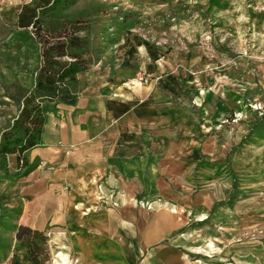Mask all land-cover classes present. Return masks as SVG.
Masks as SVG:
<instances>
[{"label":"rangeland","instance_id":"obj_1","mask_svg":"<svg viewBox=\"0 0 264 264\" xmlns=\"http://www.w3.org/2000/svg\"><path fill=\"white\" fill-rule=\"evenodd\" d=\"M43 1L0 0V138L40 66L37 32L19 28L17 19ZM60 11L86 21L79 35L89 34L87 73L101 71L153 97L159 123L133 131V153L149 152L144 133L150 151L164 157L196 264H264V0H75ZM151 52L164 57L158 61L167 71ZM87 73L79 75L80 90ZM169 83L174 91L165 89ZM16 159L8 158V174L0 170V243L8 246L0 264L24 255L15 227L33 228L28 180L11 177ZM38 245L41 264H51L49 242Z\"/></svg>","mask_w":264,"mask_h":264},{"label":"crops","instance_id":"obj_2","mask_svg":"<svg viewBox=\"0 0 264 264\" xmlns=\"http://www.w3.org/2000/svg\"><path fill=\"white\" fill-rule=\"evenodd\" d=\"M82 82L77 104L59 105L28 153L35 168L25 177V209L33 229L48 235L51 264H196L164 157L150 151L144 133L149 152L133 153V131L159 123L153 97L95 69Z\"/></svg>","mask_w":264,"mask_h":264},{"label":"trees","instance_id":"obj_3","mask_svg":"<svg viewBox=\"0 0 264 264\" xmlns=\"http://www.w3.org/2000/svg\"><path fill=\"white\" fill-rule=\"evenodd\" d=\"M74 3L75 0H45L42 4L34 3L33 7H24L18 16L19 28L32 27L37 32L41 53L34 84L23 96L18 116L3 131L0 138V170L8 174V158L15 155L17 157V173L11 177L23 178L34 170L35 165L29 163L28 153L41 145L49 115L56 114L61 104H77L80 92L79 75L87 73L93 63L89 34L84 37L79 35L88 29L84 27L86 21L77 14L61 16V7L69 9ZM47 18L52 22L48 27ZM150 55L155 62L164 58L152 52ZM165 75L167 74L162 77ZM167 77L169 80H176L172 74ZM165 89L175 90L170 83ZM16 227V230H22V233L16 231L19 243L17 251H23L24 255H18L19 258L15 259L13 264H41L38 259V243L42 241L48 244L47 233L26 226ZM24 238L28 239L25 243ZM7 248V245L0 243V251L6 253ZM8 259L5 258L4 261Z\"/></svg>","mask_w":264,"mask_h":264},{"label":"bare ground","instance_id":"obj_4","mask_svg":"<svg viewBox=\"0 0 264 264\" xmlns=\"http://www.w3.org/2000/svg\"><path fill=\"white\" fill-rule=\"evenodd\" d=\"M158 67L160 72H165L168 69L164 60L158 62Z\"/></svg>","mask_w":264,"mask_h":264},{"label":"built area","instance_id":"obj_5","mask_svg":"<svg viewBox=\"0 0 264 264\" xmlns=\"http://www.w3.org/2000/svg\"><path fill=\"white\" fill-rule=\"evenodd\" d=\"M148 208L150 209V206H148Z\"/></svg>","mask_w":264,"mask_h":264}]
</instances>
